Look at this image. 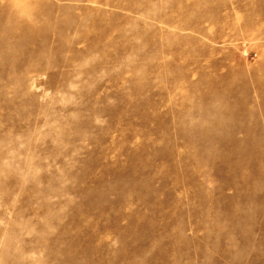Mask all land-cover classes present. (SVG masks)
Instances as JSON below:
<instances>
[{"label": "rangeland", "instance_id": "rangeland-1", "mask_svg": "<svg viewBox=\"0 0 264 264\" xmlns=\"http://www.w3.org/2000/svg\"><path fill=\"white\" fill-rule=\"evenodd\" d=\"M0 264H264V0H0Z\"/></svg>", "mask_w": 264, "mask_h": 264}, {"label": "bare ground", "instance_id": "bare-ground-1", "mask_svg": "<svg viewBox=\"0 0 264 264\" xmlns=\"http://www.w3.org/2000/svg\"><path fill=\"white\" fill-rule=\"evenodd\" d=\"M259 113V112H258ZM195 126L197 127L198 126V124L197 123H195Z\"/></svg>", "mask_w": 264, "mask_h": 264}]
</instances>
